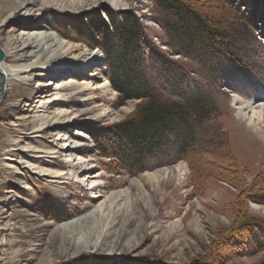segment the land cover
Instances as JSON below:
<instances>
[{
  "label": "rangeland",
  "instance_id": "374dc122",
  "mask_svg": "<svg viewBox=\"0 0 264 264\" xmlns=\"http://www.w3.org/2000/svg\"><path fill=\"white\" fill-rule=\"evenodd\" d=\"M183 1L213 12L220 8L219 0ZM241 1L246 10L241 7L240 12L255 13L257 25L249 27L250 39L246 44L252 53L243 70L223 57L207 62L196 56L179 55L161 27L162 16L154 0H120L119 6L112 5L115 0H83L77 11L55 6L36 9L30 8L31 5L22 9V14H28L27 9H31L29 19L42 34L57 41L65 39L99 49L100 61L94 75H86L88 68L82 74L66 71L62 80L69 86L59 93L69 97L59 105L48 101L58 91L53 87L47 91L51 86L48 82H57L48 74L39 76L41 88L36 86L37 78L32 75L30 79H16L17 89L11 84L4 91L0 101V264L260 262L264 250L258 251L254 246L264 244V200L251 199L250 195L254 191L264 192V116L256 126L249 125L247 120L236 116L232 99L234 95L246 100L264 99V0ZM0 6L4 11L2 20L10 14L12 2L0 0ZM106 11L118 18L123 12L137 16L146 33L147 45L151 46L146 52L151 53L155 47L160 55L180 65L185 72V81L182 78L177 81H184V86L188 84L187 89L203 93L213 117L199 131L196 154L176 158L174 149L165 153L162 148L158 157L150 161V168L130 173L117 170L112 161L98 154L96 138L100 129L123 120L138 102L129 100L116 106L118 93L107 77L108 67L100 49L104 40H96L89 29L92 19L98 21L103 16L107 21ZM14 13L16 16L12 13L8 20L16 24L21 12ZM60 33L97 43L90 47L84 41L64 38ZM0 37L6 41L3 33ZM9 47L7 44L6 48ZM32 49L37 50L34 44ZM52 54L48 51L40 56ZM143 67L146 79L160 95L178 100L168 91L169 68L159 66L151 56L145 59ZM120 69L124 71V66ZM2 79L0 71V86ZM83 86L87 89L81 90ZM26 103L30 105L25 106ZM56 109H67L68 121L65 119L57 129H53L54 125L38 129L36 111L50 116ZM65 143L70 147L77 145V149H71L68 155L62 152L61 146ZM35 149L58 153L44 152L46 156L38 157L41 152ZM177 166L183 169L178 172ZM165 167L171 169L169 175L155 181L147 179V172ZM41 169H63L67 173L63 177H51L38 173ZM94 172L98 173L97 177H87L86 174ZM92 180L107 186L102 193L126 191L127 195L116 203L102 197L101 201L106 203L101 220L93 224L92 232L70 234L65 247L52 244L50 233L63 221L62 216L66 220L67 215L70 219L78 217L77 207L89 202L84 200L85 193L94 194L90 196L93 199L97 197L98 189L92 192L89 189ZM136 198L139 203L135 202ZM101 201L92 202L91 209ZM144 201L150 205L148 213L156 211L159 217L151 219L140 212ZM119 207L121 210L114 214ZM130 208L135 212L126 217L125 211ZM245 223L249 227L244 228ZM238 233L244 237L235 236ZM78 242L84 247L77 248Z\"/></svg>",
  "mask_w": 264,
  "mask_h": 264
},
{
  "label": "trees",
  "instance_id": "16d2710c",
  "mask_svg": "<svg viewBox=\"0 0 264 264\" xmlns=\"http://www.w3.org/2000/svg\"><path fill=\"white\" fill-rule=\"evenodd\" d=\"M154 1L162 16L161 27L179 55L196 56L207 62L223 57L240 70L250 60L252 51L246 41L250 39L249 27L257 26L256 15L240 12L241 7L246 10L241 0H219L220 8H215L214 12L190 1ZM105 15L107 21L103 16L98 21L90 20L89 29L96 40H104L100 49L106 59L107 77L118 93L116 106L129 100L138 102L123 120L100 129L96 138L98 154L112 161L117 170L129 173L150 168V161L158 157L162 148L165 153L174 149L176 158L196 154L199 131L213 117L203 93L187 89L188 84L184 86L186 74L180 65L160 55L155 47L151 53L146 52L151 46L147 45L146 33L137 16L123 12L118 18L111 11H106ZM216 25L222 28H215ZM60 34L74 41H84L90 47L97 43ZM150 56L162 68H169L168 91L178 100L160 95L146 79L143 63ZM122 65L124 71L120 69ZM178 78L184 81H177ZM250 198L264 200V192L254 191ZM242 226L247 228L249 224ZM235 236L244 237L241 233ZM254 247L264 250V244ZM258 264H264V256Z\"/></svg>",
  "mask_w": 264,
  "mask_h": 264
},
{
  "label": "bare ground",
  "instance_id": "6f19581e",
  "mask_svg": "<svg viewBox=\"0 0 264 264\" xmlns=\"http://www.w3.org/2000/svg\"><path fill=\"white\" fill-rule=\"evenodd\" d=\"M12 2V9L10 11V14L4 19L0 20V35L3 33L5 42L0 41V52L3 54V57L0 61V71L3 74V81H4V87L5 90H9L11 84L14 85V87H19V84H16V79H30L32 75L37 78V84L36 86L38 88H41L42 86V79L39 76L45 77L46 74L51 75L53 79H55L57 82L56 84H53V82H48L47 85H51L49 88L47 87V91L50 90V88L58 89L56 93L51 96L48 101L52 102L54 105H59L64 102H66V93H59L64 91L65 88H68L69 84L65 83L64 80H62V76L66 74V71L68 69L71 71L73 75V71H78L79 73H83V70L86 71V68L89 69V72L86 75H94V73L97 70V65L100 61L99 57V49H92L87 48V46L83 43L78 42H71L67 41L65 39L62 40H55L53 37H51L48 34H42L40 30L38 31L35 28H38L36 24L33 23L29 18L31 16V9L28 10V14H22L23 8L28 7L31 5L30 8H36L40 9L42 7L47 6H55L58 9H66L70 11H77L82 7L83 0H10ZM120 0H115V3L112 4L114 6H119ZM21 12L20 17L17 19V23L14 24L11 20H8L10 18V15L13 13L14 16H16V13L14 12ZM3 7L0 6V18L2 17L3 13ZM5 28H8L7 30H4ZM20 42V43H19ZM35 42V43H34ZM19 45H18V44ZM8 45H11L8 49L6 48ZM34 44V47L37 48V50L32 49V46ZM52 51L53 54L51 57L49 56H40L42 52H48ZM6 56H5V54ZM5 56V58H4ZM9 58V61L7 60ZM105 61V60H104ZM11 62V63H10ZM103 63V62H102ZM63 69V70H62ZM73 69V70H72ZM31 71H41L38 73H34ZM28 72V73H27ZM25 73H27L25 75ZM58 81H61V83H58ZM99 86V85H98ZM96 86V87H98ZM87 89L86 86H83L81 90ZM43 90V89H40ZM51 95V93L49 92ZM61 100V101H60ZM233 106L236 109V116L239 118H243L244 120L248 121L249 125H257L259 121L262 120L264 116V99L263 98H251V99H243L241 96L234 95L233 99ZM57 102L58 104H55ZM258 102V103H256ZM30 105L28 103L25 104V106ZM36 106V105H35ZM44 109L48 111V106H45ZM34 115V118L36 120V123H38V129L43 128L45 125L50 126L54 125L53 129H57L58 126H60L62 123H64L65 119H69L70 116L67 109H56L54 112H52V115H44V113H38ZM67 119V121H68ZM68 136V135H67ZM69 137V136H68ZM63 148L64 153L69 154L71 149H77V145L70 147L68 144H63L61 146ZM65 147V148H64ZM23 151H27L22 149ZM36 152H41V156H46L42 153H58V151H45L42 149H35ZM23 154V153H22ZM29 156H32L31 154ZM35 157V156H33ZM7 159H12V157H9ZM47 160H45L46 162ZM50 161V160H48ZM51 162V161H50ZM54 163V162H51ZM7 166H9L7 164ZM39 167L37 166V169ZM183 169L181 166H177L176 170L180 172ZM46 171V172H42ZM171 172V169L169 168H162L159 170L147 172L146 176L147 179L151 181H155L158 178L166 177ZM38 173H41L42 175H51V177H63L64 174L67 172H64L63 169H55L51 171V169H41ZM88 178L93 179L98 176V173H88L86 174ZM145 175V174H144ZM48 177V176H47ZM52 179V178H51ZM137 180V179H136ZM95 180L90 181V184H93L89 187L92 192L94 189H98V194H95L97 197L93 199L90 196H94V194H84V200L89 202H84V204L81 206V208L77 207V210H75V213L79 212L78 217H73V219L69 218L70 215H67V220L64 218L63 215V221L56 224L54 230L50 233V240L51 242L58 243L61 247L67 246L69 243L68 236L71 234H77L81 231H84L85 233L92 232L91 229H93V224L96 222H99L102 217V211L104 209V204L106 203L104 201H101L102 197H106L108 202L116 203V201L124 199L127 195V192L124 191H118V192H111L110 194L102 193L103 189L107 186H101L99 184L94 183ZM136 182V181H134ZM89 186V185H88ZM140 186V185H139ZM125 190V189H124ZM96 192V191H95ZM129 194V193H128ZM145 194V193H144ZM130 196V194H129ZM128 196V197H129ZM98 199V200H97ZM137 200V201H136ZM135 202L139 203V198H136ZM101 201L94 209L92 208V202ZM133 205V204H132ZM145 206H140L142 214H145V216H150L151 219H154L156 217H159V214L154 211L153 213H148L147 209L150 207L148 203H145ZM128 209V208H126ZM121 208L119 207L117 209V212L114 214H117ZM125 210V208H124ZM135 211H132V208L125 211V216L129 217L132 214H134ZM159 213V212H158ZM81 214V215H80ZM75 214H72L74 216ZM142 216V215H141ZM125 221V220H124ZM124 224V222H122ZM144 227L145 224H142ZM141 226V227H142ZM77 248L84 247L82 243L76 244Z\"/></svg>",
  "mask_w": 264,
  "mask_h": 264
},
{
  "label": "water",
  "instance_id": "95a60500",
  "mask_svg": "<svg viewBox=\"0 0 264 264\" xmlns=\"http://www.w3.org/2000/svg\"><path fill=\"white\" fill-rule=\"evenodd\" d=\"M2 57H3V54L0 52V61H1ZM4 91H5L4 81L2 80L1 81V86H0V101H1V98H2V96L4 94Z\"/></svg>",
  "mask_w": 264,
  "mask_h": 264
}]
</instances>
